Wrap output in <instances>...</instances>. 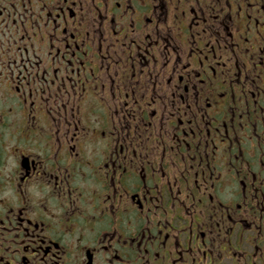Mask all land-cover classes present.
I'll return each mask as SVG.
<instances>
[{
  "label": "flooded vegetation",
  "instance_id": "1",
  "mask_svg": "<svg viewBox=\"0 0 264 264\" xmlns=\"http://www.w3.org/2000/svg\"><path fill=\"white\" fill-rule=\"evenodd\" d=\"M0 264H264V0H0Z\"/></svg>",
  "mask_w": 264,
  "mask_h": 264
}]
</instances>
